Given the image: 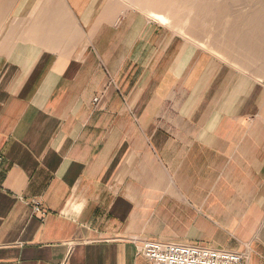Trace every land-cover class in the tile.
I'll return each instance as SVG.
<instances>
[{"label":"crops","instance_id":"crops-1","mask_svg":"<svg viewBox=\"0 0 264 264\" xmlns=\"http://www.w3.org/2000/svg\"><path fill=\"white\" fill-rule=\"evenodd\" d=\"M46 1L0 0V264H264V83L116 1Z\"/></svg>","mask_w":264,"mask_h":264},{"label":"rangeland","instance_id":"rangeland-1","mask_svg":"<svg viewBox=\"0 0 264 264\" xmlns=\"http://www.w3.org/2000/svg\"><path fill=\"white\" fill-rule=\"evenodd\" d=\"M116 1L119 5L123 7L124 11L135 12L138 15L147 16L151 20L158 21L176 33H178L182 38L187 42H190L196 48H200L217 57L218 59L229 63L235 69L250 74L256 77L258 80L264 83V43L259 46V43L252 47H240L239 56H233V53L228 51L229 43L227 42L228 37H230L231 32L228 29L229 24L235 22L240 23L245 17L244 13L232 14V10L238 11L242 7L250 9L252 8L253 1L251 0H231L229 7L231 12L225 16L216 15L213 16L208 11L205 10L210 4L215 6H221V4L227 5L225 0H178L174 4L179 2L182 6L177 8L175 5L168 6L166 8H161L155 12L149 10V6L144 4L145 2L139 0H113ZM199 1V2H198ZM132 2V3H131ZM195 4L202 5L204 9L200 11L199 15L195 17L194 13H191L185 9V7ZM206 2V3H205ZM252 2V3H250ZM248 3V4H247ZM233 4V5H231ZM250 4V5H249ZM144 6V7H143ZM170 7V8H169ZM177 8V9H175ZM175 9V10H173ZM209 9V8H207ZM253 10V9H252ZM179 11V12H178ZM185 11V12H184ZM155 14V15H154ZM230 15V16H228ZM253 16V15H252ZM160 19V20H159ZM236 19V20H235ZM235 20V21H234ZM203 24V25H202ZM226 24V25H225ZM238 35H252L258 37L257 33L249 34V28L241 27V29L236 32ZM257 34V35H256ZM253 36V37H254ZM264 39V38H262ZM195 40H199L206 44V47L199 46ZM258 46V48H254ZM215 51L221 52L225 55V58H220L218 55H215Z\"/></svg>","mask_w":264,"mask_h":264},{"label":"bare ground","instance_id":"bare-ground-1","mask_svg":"<svg viewBox=\"0 0 264 264\" xmlns=\"http://www.w3.org/2000/svg\"><path fill=\"white\" fill-rule=\"evenodd\" d=\"M46 1V0H45ZM52 1V0H51ZM128 1H131V0H128ZM139 1H143L145 2L144 4H147L149 6V10H152V11H156V10H160L161 8H166L168 6H172V5H175L174 2L175 1H178V0H139ZM212 1V0H211ZM227 1V5H224V4H221V6H215L213 4H210V6H208L207 8L209 9H205L208 11V14L210 13L211 15L215 16L216 15H220V16H225L226 14H229L231 12V8L229 7V4L231 2V0H225ZM249 1V0H248ZM253 1L254 4H252V8L250 7V9L246 8L245 6L242 7V9L240 8L238 11H234L232 10V14L235 15V14H240V13H244V19L240 22V23H231L229 24L228 26V29L229 31L231 32V35L230 37H228V40L227 42L229 43V48H228V51H230L231 53H233V56L237 57L239 55H241L239 52V48L240 47H252V46H255L259 43V46L261 44L264 43V0H251ZM7 2V0H6ZM15 2V0H14ZM47 2V1H46ZM50 1L48 0V3ZM58 2V1H57ZM181 2V1H180ZM179 2V5L176 4L175 6L177 8H181L184 7L180 4ZM199 2V1H198ZM2 3V2H1ZM9 3H11L9 1ZM44 3V2H43ZM47 3V4H48ZM59 3V2H58ZM132 3V2H131ZM194 3V2H193ZM206 3V2H205ZM229 3V4H228ZM252 3V2H250ZM40 4H41V0H40ZM46 4V3H45ZM44 4V5H45ZM248 4V3H247ZM15 5V4H14ZM42 5L44 8L45 6ZM49 5V4H48ZM46 5V6H48ZM55 5V4H54ZM53 5V6H54ZM60 5V4H59ZM111 5V3H110ZM233 5V4H231ZM250 5V4H249ZM58 7V6H57ZM60 7V6H59ZM106 7H109V6H106ZM112 7V6H111ZM144 7V6H143ZM4 8V7H3ZM7 8V7H5ZM9 8V7H8ZM5 9H1V11L3 10L4 12L8 11L9 10ZM46 8V7H45ZM55 8V7H54ZM62 8V7H60ZM170 8V7H169ZM175 8V9H177ZM39 9V8H38ZM48 9V8H47ZM173 9V10H175ZM185 9H187V11L191 12V13H194L195 14V19L196 17L200 14L199 12L202 11V9H204V7L202 5H199V4H195L194 5H191V6H188V7H185ZM253 9V10H252ZM11 10V9H10ZM51 10V9H50ZM49 10V12H50ZM58 11V9H56ZM60 10V9H59ZM56 11V14H58V12ZM63 11V10H62ZM109 11V10H108ZM5 12V13H6ZM105 12H107V10L105 9ZM105 12H103V14H105ZM179 12V11H178ZM185 12V11H184ZM36 13V12H34ZM39 13V12H38ZM42 13V12H41ZM48 13V11H47ZM52 13V12H51ZM54 13V11H53ZM2 14V13H1ZM49 14V13H48ZM4 15V13H3ZM155 15V14H154ZM253 15V16H252ZM230 16V15H228ZM13 20V18H12ZM22 20V19H21ZM160 20V19H159ZM236 20V19H235ZM234 20V21H235ZM34 22V21H33ZM12 24V23H11ZM29 24V23H28ZM19 25V24H18ZM31 25V23H30ZM30 25H29V28H30ZM203 25V24H202ZM226 25V24H225ZM21 26V24H20ZM14 27V26H12ZM19 27V26H18ZM34 27V26H33ZM241 27H243V29L245 27L249 28V34L251 35L253 32L254 33H257L258 34V37L255 38L254 35H252V37H250L249 35H238L236 32H238ZM28 28V29H29ZM256 34V35H257ZM254 36V37H253ZM195 42L199 45V46H204L206 47V44L199 41V40H195ZM254 48H258V46L254 47ZM215 55H218V57L220 58H225V55H223L221 52H217L215 51Z\"/></svg>","mask_w":264,"mask_h":264},{"label":"built area","instance_id":"built-area-1","mask_svg":"<svg viewBox=\"0 0 264 264\" xmlns=\"http://www.w3.org/2000/svg\"><path fill=\"white\" fill-rule=\"evenodd\" d=\"M34 210L45 216L39 202L35 201ZM137 252L153 264H248L244 253L174 242L146 240Z\"/></svg>","mask_w":264,"mask_h":264}]
</instances>
